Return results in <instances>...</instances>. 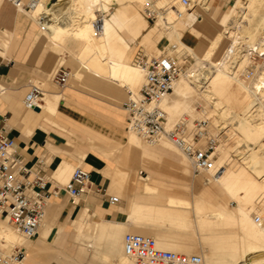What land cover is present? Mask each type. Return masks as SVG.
<instances>
[{"label": "bare ground", "instance_id": "1", "mask_svg": "<svg viewBox=\"0 0 264 264\" xmlns=\"http://www.w3.org/2000/svg\"><path fill=\"white\" fill-rule=\"evenodd\" d=\"M112 1L116 0H69L50 5L49 0H41L35 10L26 14L35 23V17L39 13H50L52 22L46 30H39L52 42V39H56L60 45H64L66 41H75L80 48L82 62L95 61L98 65L104 62L111 79L135 86L136 89L142 79L144 83L143 70L136 65L111 61L106 55L104 43L107 24L104 26L103 20L104 14L110 12L109 4ZM145 1L152 8L151 16L156 20L159 18L160 23L155 27L158 33L156 50L162 53L166 48L162 42L169 43L177 37V25L187 11L184 13L182 6V9L175 7L173 0H164L160 3L163 7L158 9L150 0ZM190 2L194 7L197 3L208 7L207 0ZM165 7L168 12L159 11ZM79 9L84 17H81L78 23H72L71 16H76L75 10ZM97 10L100 12H96ZM98 18L101 19V25L96 33L93 22ZM75 19L73 21H76ZM70 24L72 27L68 26ZM218 24L223 26V31L213 37L207 50L200 55L192 53L191 57L195 60L192 66L193 74L180 75L172 91L160 101V107L167 113V129L172 128L183 115L188 114L189 118L183 120L186 122L189 138L196 133L194 119L208 121V134L213 133L217 137L222 133L220 139L218 138L220 142L216 149V164L223 168L213 180L228 198L237 200L234 211L228 210L226 205H223L225 202L215 201L213 196H208V201L201 188L197 191L191 189L190 199L170 197L163 206L133 202L124 209L129 217L124 222L103 219L99 216L101 214L97 215L98 212H91L84 207L68 223L54 228L50 221L52 219L48 217V220H44V215L34 242L19 234L8 219L3 217L0 219V248L5 254L18 245L25 253L22 264H78L88 255L85 248L88 247L91 248V254L87 258L89 263L86 264H129L132 259L123 251L122 234L126 231L153 238L162 250L186 256L197 254L204 264H264V61L254 66V77L244 80L242 75L251 60L239 47L240 42L245 41L251 45L260 44L259 52L264 51V0H233ZM224 36L229 38L231 43L219 60H213ZM186 49L190 50L187 47ZM99 67L104 71L102 66ZM138 90L128 92L137 93ZM47 98L51 99L48 96ZM43 101L42 97L39 108ZM45 110L48 111V108ZM132 133L134 135L131 136ZM132 133L129 135L130 140L137 146H140L141 142L151 146L167 144L177 150L183 158L182 167L179 168H182L181 173L184 174L188 170L184 160L191 166L189 160L166 138L162 137L152 144ZM136 137L141 142L136 141ZM204 141L205 138H202L201 143ZM88 147L113 158L119 151L122 153V147L113 142L106 146L98 141H88ZM125 148L122 149L123 153ZM76 153L81 160L84 154L79 151ZM119 153L118 156L121 155ZM116 166L114 162L109 161L100 171L110 178L108 191L116 193L119 199L124 200L127 191L124 185L128 179L125 176L120 178L121 171ZM144 190L155 191L147 185ZM255 215L260 219L259 222L255 221ZM92 224V231L80 239L85 246L77 248L74 257L57 251L55 242L59 235L69 230L82 235Z\"/></svg>", "mask_w": 264, "mask_h": 264}, {"label": "crops", "instance_id": "2", "mask_svg": "<svg viewBox=\"0 0 264 264\" xmlns=\"http://www.w3.org/2000/svg\"><path fill=\"white\" fill-rule=\"evenodd\" d=\"M218 1L219 4H223L221 7L218 4V7L211 10L208 7L204 9L206 12L210 10L209 16L212 15V18H218L217 24L229 6L227 9L222 8L233 0ZM139 2L138 0L125 1L104 14L103 24L104 26L107 24L105 51L107 58L111 61L133 65L132 51L138 39L140 47L146 46L153 51L156 48L158 33L155 27L157 20L155 19L152 26L147 28L146 20L140 16L137 10ZM49 4L58 3H52L49 0ZM194 12H196L195 9L192 13H185L183 21L181 20L179 26L177 25V37L170 41L172 44L181 45L179 49L181 56H187V54L191 56L193 52L200 55L207 50L213 40L203 34L195 45L186 42L189 39L187 32L189 31L190 34L195 30V28H190V18ZM73 16L75 14H72L71 17ZM71 19L74 23L75 18ZM103 32H105V27ZM0 45L2 46H0V111L6 116L5 128L9 136L16 142L25 164L32 169L34 174L38 173L36 163L43 160L42 173L47 181L48 191L57 192L56 195H50L48 201L51 207L48 211L49 219H52L50 221L54 224V228L68 223L84 207H87L91 212H98L97 215L101 214L99 216L103 219L124 222L127 218L124 209L133 202L163 206L170 197L189 199L170 193L163 195L159 193L158 178L154 176L156 169L152 167V160L160 158L161 154L173 156L178 164L180 162L179 169L182 167L181 161L183 160L181 159L183 158L178 157L176 151L166 145L151 146L141 142V145L137 146L131 142L130 132L125 131L127 130L126 114L119 105L122 88L126 87L128 92L129 85L111 79L104 62L99 63L104 71L95 61L82 62L80 60L81 51L75 41L69 40L64 45L52 42L27 14L18 11L7 0H0ZM186 47L190 50H187ZM61 49L68 51L82 68L76 73L80 80L71 81L67 89L64 90V95L62 93L63 98H61L60 91H51V93L44 91L41 108L26 111L22 101L29 83L33 82L32 80L36 77L44 78L46 75H50L60 59V54L57 52H62ZM76 50L78 51L76 52ZM165 50L166 48L162 53ZM84 77V81L93 88L94 93L80 89ZM47 96L53 99L51 100ZM65 98H67V103H64ZM43 107L48 108V111ZM52 111L54 112L52 113ZM124 131L126 136L123 138ZM88 141H98L106 146L113 142L119 144L122 149L128 147L124 150L125 154L121 149L122 153L118 152L121 155L118 156L117 153L113 158L92 150L88 147ZM77 151L84 154L81 160ZM109 161L114 162L115 166L117 164L116 168L121 171L120 178L125 176L128 183L131 173L136 171L137 166L141 165L148 171V175L142 177L144 182L135 181L132 183L131 189L127 187L125 199H119L120 201L118 200L114 205L109 204L107 200L109 195H113L108 191L110 178L104 176L100 171ZM79 163L89 167L87 170L90 173V184L88 190L72 202L64 187L71 175V169ZM181 169L180 171H182ZM125 171L129 174L127 175ZM145 185L155 191L145 192ZM208 186L201 190L210 192L207 189ZM65 234L66 242L69 240L74 242L77 235L74 230H69Z\"/></svg>", "mask_w": 264, "mask_h": 264}, {"label": "built area", "instance_id": "3", "mask_svg": "<svg viewBox=\"0 0 264 264\" xmlns=\"http://www.w3.org/2000/svg\"><path fill=\"white\" fill-rule=\"evenodd\" d=\"M8 1L25 14L35 10L41 2V0ZM178 1L188 13L195 9L191 6L190 0ZM145 14L147 18H153L150 9H145ZM52 20V15L47 12H41L35 17V23L41 30H46ZM100 25V18L94 20L96 33L99 32ZM239 47L251 60V64L245 68V74L242 75L244 80H249L255 76L254 66L263 63L264 51L259 52L260 44L251 45L245 41H241ZM191 60L192 57L189 55L183 58L148 56L139 49L132 62L143 70L144 83L137 93L127 92L122 109L126 114L128 131L152 144L162 137L166 138L189 160L193 175H203L208 182L217 177L223 168L216 164L218 141L209 138L208 121H195L196 133L189 138L187 125L183 119L167 129V113L160 107V101L172 91L179 76L185 73L193 74ZM69 75L70 72L62 66L51 73L52 81L60 87L66 84ZM43 95L41 83L30 82L22 101L24 109L38 110ZM5 122L6 116L0 111V217H6L11 226L23 237L32 239L37 236L41 227L49 196L56 195L57 192L48 191L47 181L42 173L43 160L36 163L37 174L25 164L16 142L6 131ZM202 138L206 139L204 145L201 144ZM89 184L90 173L76 166L64 190L74 202L88 190ZM107 200L109 204L114 205L119 198L109 195ZM259 220L256 217L255 221ZM123 251L135 264H204L202 258L197 255L186 256L159 249L153 238L139 234L127 233L123 236ZM24 257L25 253L19 247L13 248L7 254L0 248V264H22Z\"/></svg>", "mask_w": 264, "mask_h": 264}, {"label": "rangeland", "instance_id": "4", "mask_svg": "<svg viewBox=\"0 0 264 264\" xmlns=\"http://www.w3.org/2000/svg\"><path fill=\"white\" fill-rule=\"evenodd\" d=\"M55 1L56 0H54V2ZM125 1H129V0H116V1H112L111 3L109 2L112 5V6H110V4H109V7L113 8L115 4L124 3ZM150 1L152 2V4L155 5L156 9L163 7L162 4H160V3H162L164 0H150ZM196 1H198V0H196ZM113 2H114V4H112ZM172 2L174 3L175 7L179 8V9L181 8V5H180L178 0H173ZM55 3H58V4L63 3V0H60L59 2H55ZM148 4L149 3H147V1L144 2V0H141L139 2L138 7H137V10H138L140 16L144 20H146V22H147V28L151 27L153 22L155 21V18L149 19V18H147L146 14H145V9L148 8V9L152 10V8ZM218 4H219L218 0H209L207 6L211 10V9H213L215 7H218L217 6ZM231 4H232V2L229 5L228 4L225 5V7H223L222 9H227V7L230 6ZM222 5L223 4H219L220 7ZM203 8L206 9L207 8L206 5H202L200 3H197L196 7H195L196 12H194L192 17L190 18V21H191L190 28H195V30L192 33H190V34H189V31L187 32L188 35H189V39H187L186 42H188V44L195 45L198 42V40H200V38L202 37L203 34H206L209 38H213L216 34H219L221 31H223V26H221V25L216 23L218 18L217 17L216 18H214V17L212 18L211 16H209L210 10H209V12H206V11H204ZM182 10H183L184 13L186 12V10H184V9H182ZM159 11L168 12V9L165 7L163 9H161V10L159 9ZM75 12H76V16H73V18H76L75 19L76 21H74V23H78L79 20L81 19V17H84V15H83V13L81 12L80 9L79 10H75ZM96 12H100V11L97 10ZM189 13H192V12H189ZM169 17H170V15H169ZM169 17L166 19L167 21L169 20ZM158 19L159 18H157L156 25L160 23ZM70 27H72V25ZM48 39H49V37H48ZM52 40H54V43L57 42L56 39H52ZM138 40L135 42L136 43L135 46H133L132 56H134L139 49H142V51H144L146 53V55L153 56V57L165 56L166 54H168L169 56H176V57L181 56V54L179 53V49L181 48V45H179L178 43L172 44L170 42L168 44V46L166 47L165 52L159 53L156 50V48H154V51H153V49L146 48V46L144 48L140 47L139 43H138ZM167 43H168L167 41H164V42H162V45L166 46ZM230 43H231L230 39L226 38V36H224L222 41H221V44L219 46L218 52H216L215 55L213 56V60H216V61L219 60V58H221V56L223 55V52L228 48ZM65 44H67V41L65 42ZM142 45H144V44H142ZM77 51L78 50H76V52ZM184 51H186V49H184ZM57 53L60 54V59L58 60V62L55 65V67L53 68L52 72H54L55 69L58 68L59 66H62L63 68L67 69L70 72V76H69V80H68L66 86H64L62 88V87L58 86L57 84H55L52 81V76H51L52 72L50 73V75H46L44 78L36 77L32 81L34 83L40 82L41 86H42V89L44 91L48 90V91H52L53 92V91H56V89L58 91H61V98H63V95H64L63 92H64L65 89H67V87L69 86L71 81L74 80V79L78 80V81L80 80V78L77 77L76 73L82 68H80V66L77 64V62H75V60L70 56L68 51L62 50V52H57ZM184 56H186V55H183L180 58H183ZM131 61H133V57H132ZM190 63L191 64L195 63V60H194L193 57H192V60H191ZM85 77L82 79V83L80 84L81 85L80 89L83 90V91L89 92V93H94L95 91H93V88L89 87L86 84V82L84 81ZM142 81H143V79L140 81L141 83L136 85V89H135V86L129 85V90H131L133 92H136L140 88V86L142 85V83H143ZM62 93H63V95H62ZM127 95H128L127 94V88L123 87L122 88V98L120 99V102H119L120 103L119 104L120 108L122 107L123 101L127 98ZM98 102H100V101H98ZM64 103H67V98L64 99ZM56 104L58 105V103H56ZM100 104H103V103L100 102ZM197 109L199 110L200 108L197 107ZM183 116H182L183 117L182 119H185V118L188 119L189 118L188 114H185ZM182 119H180V120H182ZM195 121H196V119L193 120V124H194ZM172 126H174V125H172ZM167 127H169V126H167ZM125 131L128 132L127 130H125ZM125 131L122 134L123 138L126 136V132ZM131 133L132 132H130V134ZM221 134H219L217 137H215V134L211 133V134H208V136H209V138H213L215 140H218V145H219V142H220L219 139H220V135ZM132 135H134V134L132 133L131 136ZM211 135H214V136H211ZM137 138L138 137H136V139ZM72 139L74 140V137H72ZM138 140L141 142V140L139 138L136 141H138ZM205 142H206V139L201 144L204 145ZM229 143L232 144L231 141ZM164 145H167V144H164ZM167 147H169L170 149L174 150L171 146L167 145ZM175 151H176V154H177L178 157L181 156V154L179 152H177V150H175ZM152 162H153V164H152L153 166L152 167L154 169H156L154 176L158 178V183H159L158 187H159V193L160 194L163 195V194H169L170 193L171 195L184 196V197L190 199V194H189L190 187H191V189H194L195 191H197L198 189L206 187V186L209 185L208 186V190H210V192H204V195H203V196H205V198L208 201H210V199H208V196H213L215 201H217V202H221L222 201L221 203L225 202L226 204L223 203V205H226L228 210L231 209L230 210L231 212H233L235 207L237 206V204H238L237 200L228 198L223 193V191L216 185L215 180H213V179L209 180L208 181L209 184H208L206 179H205V176H203V175L194 176L193 173H192L191 166H189L188 163L185 160H184V163H185V165H186V167L188 169L187 170L188 172L187 171L184 172V175H181V171L178 169V161L173 156H169V155H166V154H161L160 158H155V159L152 160ZM77 166H79V167H81V168H83L85 170L89 169L88 166L83 165L81 163H79ZM73 169H71V170H73ZM140 172H143V173L140 174ZM147 175H148V171L145 168H143L141 165H139V166L136 167V171L131 173V178L129 180V183L127 182L124 186L128 187V189H131L133 187V185H131L132 183H134L135 181L144 182V180H142V177H146ZM109 192L112 193L114 196H118L114 192H111V191H109ZM46 206L47 207L45 208V219L44 220H46V219L48 220V217H49L48 208H51L48 203H47ZM126 217L129 219L128 216H126ZM255 217H257V215H255ZM1 218H3V217H0V219ZM128 219H126V221ZM51 224L54 225L52 222H51ZM93 226H94V224H92L86 230H84L82 235H76L74 242L72 240H69V241L66 242V234H65V232H63L61 235H59V238L55 242L57 251H62L64 253H66L67 255H69L70 257H72L74 255L75 251L77 250V248H79L80 246L81 247L85 246L84 244H82L80 242V239H81V237L86 236L88 233H90L92 231ZM236 232H238V230ZM126 233L127 232L125 231L124 234H122V238H123V236ZM36 238L30 239V241L34 242V240ZM14 247H19V248L23 249L21 246H18V245H15ZM85 248H87V254L88 255L86 256V258H85V260L83 262L79 261L78 264L89 263V259H87V258H89L90 254H91V248H89V249H88V247H85ZM193 254H195V253H193ZM195 255H197V254H195ZM108 262H110V261L108 260ZM50 264H56V263L55 262H51ZM129 264H134V261L130 260Z\"/></svg>", "mask_w": 264, "mask_h": 264}]
</instances>
